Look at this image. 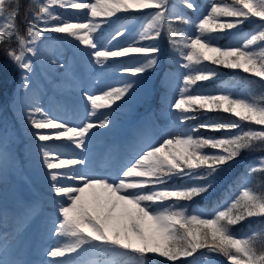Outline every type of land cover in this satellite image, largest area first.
Masks as SVG:
<instances>
[{
    "label": "snow or ice",
    "instance_id": "obj_1",
    "mask_svg": "<svg viewBox=\"0 0 264 264\" xmlns=\"http://www.w3.org/2000/svg\"><path fill=\"white\" fill-rule=\"evenodd\" d=\"M56 8L82 15L65 17ZM185 9L196 12L195 0H28L21 32L20 0H0V45L15 42L5 54L21 69L24 89L31 86L30 57L37 55L44 33L71 40L94 67H115L117 74L134 78L157 66V42L166 33L185 69L170 103L171 129L159 141L145 144L115 175L93 174L85 156L61 149L86 151L93 130L111 126L112 109L132 93L138 80L82 91L86 106L78 123L55 117L42 106L26 107L56 211L49 229L56 243L46 253L51 264H151L150 256L170 264H214L215 256L224 257L227 264H264V245L257 247L264 228L246 235L233 231L247 219L264 218V181L251 179L254 173H264V155L241 174L238 193L217 202L212 212L190 213L185 206L212 193L242 153L264 152V94L236 95L203 87L221 66L264 82V0H209L206 11L195 18ZM134 13L143 14V23L125 46L114 43L127 32L123 24L110 38L105 36V26ZM246 23L252 25L248 32L237 31L220 44ZM177 24L184 29L174 27ZM125 59L134 62L123 63ZM211 113H226L231 119L209 118L183 127ZM201 130L221 134L206 136ZM174 180L181 183L172 184ZM34 211L26 208L22 219ZM82 255L91 258H72Z\"/></svg>",
    "mask_w": 264,
    "mask_h": 264
},
{
    "label": "rangeland",
    "instance_id": "obj_2",
    "mask_svg": "<svg viewBox=\"0 0 264 264\" xmlns=\"http://www.w3.org/2000/svg\"><path fill=\"white\" fill-rule=\"evenodd\" d=\"M77 15L82 14L72 10L65 17ZM142 23V13L127 15L105 26L104 34L110 38V34L123 24L127 32L123 38L114 43L125 46L137 36ZM59 36L60 34L56 33H44L45 39L38 43L37 55L30 57L34 67V71L29 74L30 88L21 87L22 71L14 81L15 95L18 99L14 115L23 120L22 126L17 130L13 125L3 123L0 128L1 260H4L6 253L12 249L16 238L25 231L26 228H23V225L28 224V238L19 250L18 256L10 255L7 260H4L10 264H51V258L47 257L46 253L56 243L55 237L49 231L56 218L55 206L45 170L35 148L32 130L26 121V107L28 105L42 106L55 117L78 123L82 122L86 106L81 95L82 91L95 92L120 81L138 80L139 83L132 93L122 103L118 102V107L112 109L111 126L93 130L95 135L86 145V148H89L88 151L82 152L74 146L61 149L70 155L85 156L88 160V168L93 174L115 175L145 144L159 141L162 133L171 129L173 119L170 103L178 95V88L182 86V76L185 72L183 67L181 71L164 69L159 74H157L159 68L155 67L139 77L121 76L117 74L115 67L104 70L98 66L94 67L90 57L82 49H77L71 40L58 39ZM161 41L160 38L157 42L161 48L158 56L159 63L162 54ZM147 43L149 42L145 41L144 45ZM67 47L70 53L65 56ZM134 59H125L122 62L130 64L134 62ZM179 63L182 65L183 61L180 59ZM160 76L163 77L168 90L156 88V79ZM203 87L207 91H212L209 86ZM155 98L163 101L167 106L164 110L167 116L164 126H161L156 116ZM19 143H21L20 146ZM22 147L26 148L25 153L28 157L26 164H23V157L19 151ZM100 151H102V157L97 155ZM103 154H106V157H103ZM33 180L37 181L43 190H39ZM29 207H34L35 211L19 223L23 210ZM38 213H41L40 219L45 216L44 229L35 253L31 255L30 260L26 261L23 260L22 255L26 252ZM72 258L89 259L91 257L82 255ZM199 259L197 256V260Z\"/></svg>",
    "mask_w": 264,
    "mask_h": 264
},
{
    "label": "trees",
    "instance_id": "obj_3",
    "mask_svg": "<svg viewBox=\"0 0 264 264\" xmlns=\"http://www.w3.org/2000/svg\"><path fill=\"white\" fill-rule=\"evenodd\" d=\"M172 2L178 3L179 0H172ZM195 3L197 5L196 12L185 9L186 14L193 18L200 16L206 11L209 0H195ZM27 4L28 0H20V15L17 18V23L20 26L21 32H23L24 29L23 20L25 16V6ZM55 11L62 14L63 16L71 12V10L65 11L62 8H56ZM174 27L178 29H184L185 26L183 24H177L174 25ZM251 28L252 25L246 23L239 30H232V32L229 33V38H222L219 42L220 44H226L229 42V39L234 38L233 33H236L237 31L246 33ZM161 40L162 54L160 63L156 66L159 68L158 73L164 69H176L181 71V65L179 63L180 57L173 47L168 43L166 33L161 37ZM15 46L16 45L14 41L11 44L6 43L4 45H0V126L3 123H7L18 129L19 124L22 123H20V121L17 123L19 119H16L17 116H13V111L17 104V98L14 94V81L16 77L19 76L20 69L15 66L5 54V49L7 47ZM218 72L219 74L216 77H214L211 81L206 82L203 86L211 87L212 91L226 89V87H229L227 90L233 92L236 95H240V93L254 95L264 94V82H261L258 78H254L239 70L227 69L222 66L219 67ZM159 87L161 90H166V85L161 76L159 77ZM155 104L157 105L156 114L158 120L163 126L165 120L167 119V116L163 112L167 107L165 103L159 99H155ZM209 118L228 120L231 119V116L226 113H211L207 115H201L199 119L190 120L185 125H183V127L192 128ZM200 134L206 136H218L221 133H211L201 130ZM261 155H264V152L253 151L242 153L240 159L233 165L231 170L220 178L215 190L212 193L197 197L193 201L185 204L188 211L190 213L193 211L210 213L213 211L214 206L217 205V202H222L224 199L237 194L239 191L238 185L240 183L241 174L245 172V169L250 162ZM251 179L253 183L256 181H264V173H254ZM179 183H181L179 180H174L172 182V184ZM260 228H264V218L253 217L236 226L233 231L237 235H246L249 234L253 229ZM262 245H264V236H262L258 241L257 247L259 248ZM213 259L214 264H227V261L222 256H215ZM150 260L151 264H170V262H167L164 258L158 256H150ZM186 264H190V260L186 262Z\"/></svg>",
    "mask_w": 264,
    "mask_h": 264
},
{
    "label": "bare ground",
    "instance_id": "obj_4",
    "mask_svg": "<svg viewBox=\"0 0 264 264\" xmlns=\"http://www.w3.org/2000/svg\"><path fill=\"white\" fill-rule=\"evenodd\" d=\"M118 134H121V133H118ZM88 150H89V148H86V151H88ZM97 155H99L100 157H102V151H100ZM103 157H106V154H103ZM106 160H109V159L106 158ZM21 222H22V217H20V219H19V223H21ZM44 222H45V218L40 219L39 218V213H38V218H36V220L34 222L33 232H32V235L30 237V240H29V243H28L26 252H25V254L22 255V257H24L23 260H26V261L27 260H30L31 255H33L35 253L36 247L38 246L39 240H40L41 235L43 233ZM27 225H25V224L23 225V228H26L25 231H23L16 238V241L14 243V246L12 247L11 250L8 251V253H6L4 260L5 259L7 260L8 257H10V255L18 256L19 250L22 248L24 242L28 238V234H27L28 227H27Z\"/></svg>",
    "mask_w": 264,
    "mask_h": 264
}]
</instances>
